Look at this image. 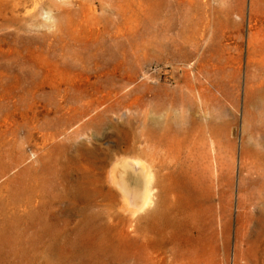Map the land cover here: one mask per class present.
Segmentation results:
<instances>
[{
    "label": "rangeland",
    "instance_id": "374dc122",
    "mask_svg": "<svg viewBox=\"0 0 264 264\" xmlns=\"http://www.w3.org/2000/svg\"><path fill=\"white\" fill-rule=\"evenodd\" d=\"M262 132L264 0H0V264H264Z\"/></svg>",
    "mask_w": 264,
    "mask_h": 264
},
{
    "label": "bare ground",
    "instance_id": "6f19581e",
    "mask_svg": "<svg viewBox=\"0 0 264 264\" xmlns=\"http://www.w3.org/2000/svg\"><path fill=\"white\" fill-rule=\"evenodd\" d=\"M203 129H204L205 133H207L208 130H209L208 132H210V130H212L213 131V134H214V139L211 137L212 139L210 141L204 142L203 145H202L203 150H207L209 152L208 154L210 155V159L212 160V161H208L207 165H208V167H212L214 169L215 168H220V167L223 166V164L222 163L220 164L218 162V160L220 158L219 156L222 155L223 157H225L223 154L227 152V149L225 147V145H227L226 142L219 144L217 142V140H216L217 133L221 134L222 131H220V132L217 131L218 129L215 128V127H213L212 125L204 126ZM260 135H263L264 136V132L260 133ZM258 145L262 148L261 149L262 150V155L264 156V141L263 142H259ZM247 151L249 153H253V152L254 153L255 152L257 153V151L255 150V148L254 149L248 148ZM258 152H259V150H258ZM259 153H261V151ZM196 167H197V165H196ZM193 174H194V172H193ZM256 181H257V183H261L262 181L264 183V179L262 181H260V180H256ZM150 199L151 198L149 197V200L147 201L148 204L150 203Z\"/></svg>",
    "mask_w": 264,
    "mask_h": 264
}]
</instances>
